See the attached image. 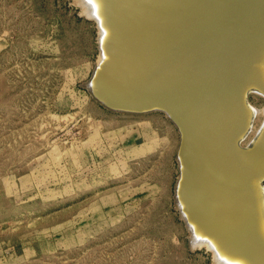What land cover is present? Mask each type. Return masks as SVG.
I'll return each mask as SVG.
<instances>
[{
	"label": "rangeland",
	"instance_id": "obj_1",
	"mask_svg": "<svg viewBox=\"0 0 264 264\" xmlns=\"http://www.w3.org/2000/svg\"><path fill=\"white\" fill-rule=\"evenodd\" d=\"M87 5L0 0V264H216L174 200L178 128L86 86L105 33Z\"/></svg>",
	"mask_w": 264,
	"mask_h": 264
},
{
	"label": "water",
	"instance_id": "obj_2",
	"mask_svg": "<svg viewBox=\"0 0 264 264\" xmlns=\"http://www.w3.org/2000/svg\"><path fill=\"white\" fill-rule=\"evenodd\" d=\"M185 6L179 24L185 28V33L163 42L162 62L156 65V74L150 71L149 75L140 77L145 89L150 90L131 92L137 97L123 100L111 92L115 84H108L112 64L118 65L116 43L120 42V34L114 29V16L120 17V9L112 0H100V21L105 29L101 42L104 57L94 65L87 79L92 84L86 86L95 100L111 110L141 113L159 109L169 113L170 120L180 131L176 159L179 155L181 165L177 159L179 175L174 200L178 195L185 211L190 207L184 188L192 167L185 151L192 135L194 125L191 124L200 123L201 129L212 132L209 136H214L217 157L207 152L206 158L209 156L212 163V177L217 174V181H221L215 194L220 206L224 205V216L222 219L219 215L218 229L207 228L206 231L218 233L221 246L244 256L248 264H264V237L257 226L254 203L259 185L257 177L264 179V125L251 145L241 146L236 141L247 120L246 88L256 85L264 89V75L259 65L264 60V0H196ZM169 68L187 86L190 94L186 101L190 100L191 109H181L176 99L181 93L160 79L162 72ZM112 75L116 81L127 77L129 72L120 66ZM136 81H131L128 87L140 86ZM219 162L223 166L221 170L217 166ZM228 211H233L234 215L226 220ZM188 212L193 214L189 208ZM204 212L207 216L199 218L206 223L211 220L206 205ZM196 222L203 225L199 219Z\"/></svg>",
	"mask_w": 264,
	"mask_h": 264
},
{
	"label": "bare ground",
	"instance_id": "obj_3",
	"mask_svg": "<svg viewBox=\"0 0 264 264\" xmlns=\"http://www.w3.org/2000/svg\"><path fill=\"white\" fill-rule=\"evenodd\" d=\"M85 1L89 5L88 9L90 10V12L97 17L100 25L103 26L101 24V18L98 11L100 8V0ZM195 1L196 0H112L117 9H120V17L114 16V29H117L116 31H118V34H120V42L116 43V45H118V65L112 64L113 67L111 69L108 82L109 85L115 84L114 87H112L111 91L115 97L123 100H132L137 96L133 95L131 92L136 93L139 90H150L147 88L145 89L143 83H141L142 80L140 79V77H145L146 74L149 75L150 71L153 73L155 72L156 74V65L162 62L160 59V49L163 42L165 40L166 42L167 40H175L176 38H179L180 35L182 36L185 33V28L179 25L180 22H182L183 18L182 9L185 10V8H187L185 4L192 5L193 3H195ZM174 28L177 29L176 32L174 31ZM102 31L104 33L105 30ZM103 55L104 54L102 52V57ZM259 65L264 75V60L261 61ZM120 66L127 68L129 75L124 78H118L116 81H114L112 74H115ZM154 66L155 68H153ZM162 69L160 71H163ZM158 73L159 71H157V74ZM160 79L166 80L167 85L171 86L172 89L181 93L178 94L179 97H176L181 106V109L185 108L184 110H187V107L188 109H191V103H189L190 100L188 99V101H186L190 92L187 91V86L182 83L181 79L176 73L171 71V69L169 68L168 70L162 72V76ZM135 80L138 81L136 82L139 83L140 86L129 88L128 86L131 81ZM89 84L91 85L92 82L89 81L88 85ZM251 91H254V93H256L257 95H261L262 97H264V89L257 87L256 85H249L245 90L244 96L247 106L246 110L248 113L247 120L244 129L236 138V141L241 146L251 145L252 142L259 136L260 131L262 130L264 125L263 104L258 108L256 107V109L254 110V124L253 126H251V128L248 129L249 123L251 122V117L253 118V115L251 113L252 111H250L252 107L248 102V93ZM184 99L186 104L183 101ZM164 112L169 117V113L166 111ZM259 115L261 117L260 124L258 125V127H255V123ZM191 125H194L191 129L192 135L188 140L185 151L187 160H190L192 167H190L189 171L188 184L184 188V193L187 198H189L188 200H190V207L187 206L186 211L184 209L181 211L184 212V216H186L185 218H187L188 226L190 225V227L203 230L207 233L204 236L201 234L203 238L201 236L200 238H202V240H198L200 234L198 237L196 235H198L197 233L199 231L196 233V231L194 230L196 233V239L198 241H201L203 244L207 245V247H209V249L211 250H216L217 245L218 249L222 250V252L225 254H223V256H219L221 255H218L220 251H217L218 253H216V251L212 252V254L214 253L215 257L214 260L217 261L216 264H248L244 256L238 255L237 253L221 246L217 236L218 233H215L214 231L208 233L206 231L207 228L218 229V223L220 220L219 215H221L222 219L224 216V205L222 204L220 206L215 194L219 186L218 183H220L221 181H217V174L213 175L212 177V167L210 166L212 163H210L211 160L209 159V156L206 158L207 152L215 153L216 155L214 157L216 158L218 151L217 149H215L217 147L215 145L214 136H209L213 134L212 132H210L208 129L206 130V128L201 129L202 127L200 123H197L196 125L192 123ZM247 130H250V134H248L247 140H242V137L244 136V134H246L245 132H247ZM178 158L179 163L181 164L180 157L178 156ZM219 159L220 158H218V160ZM221 161H223L222 163H225V165L227 164L226 162H224V160ZM222 163L219 162V164L217 165L219 170H221V168L223 167ZM257 180L259 183L258 193L257 196H255L254 202L255 209L257 210L256 220L258 229L261 235L264 237V191H262V188L260 186L261 181H263L264 179L260 180L259 177H257ZM176 201H178V206L182 207V203L178 195ZM193 203H195V207H193ZM199 204L201 206H199ZM205 205L208 207V212L211 214L209 215L211 220L207 221L206 223L203 222L201 218H199V216H207L204 214ZM188 208L192 210L194 215H189ZM228 212L229 215L226 220L234 215L233 211ZM196 219H199L201 222H203V225L200 226L196 222ZM203 226L205 228H203ZM194 231L192 230V233ZM214 234H216L217 237L214 236ZM206 235H208L207 242L206 240H204ZM209 239L213 242L209 241Z\"/></svg>",
	"mask_w": 264,
	"mask_h": 264
}]
</instances>
